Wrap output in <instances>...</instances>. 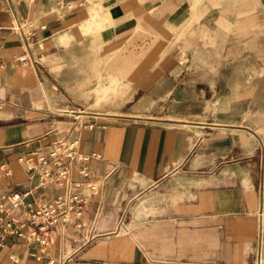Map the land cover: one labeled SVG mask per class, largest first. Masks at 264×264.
I'll list each match as a JSON object with an SVG mask.
<instances>
[{
    "label": "crops",
    "instance_id": "0c3cea01",
    "mask_svg": "<svg viewBox=\"0 0 264 264\" xmlns=\"http://www.w3.org/2000/svg\"><path fill=\"white\" fill-rule=\"evenodd\" d=\"M0 27V192L85 201L0 264H264V0H0ZM60 138L58 185L26 159Z\"/></svg>",
    "mask_w": 264,
    "mask_h": 264
},
{
    "label": "built area",
    "instance_id": "2783aa9c",
    "mask_svg": "<svg viewBox=\"0 0 264 264\" xmlns=\"http://www.w3.org/2000/svg\"><path fill=\"white\" fill-rule=\"evenodd\" d=\"M1 28V27H0ZM20 29V25H17ZM91 127V125H90ZM35 158L42 167L50 162L54 171L41 168L44 182L53 181L61 185L68 180L73 160L85 159L79 153V140L57 139L46 153H32L27 158L31 168H35ZM79 188V183H74ZM92 192H95L92 188ZM26 194L0 192V246L12 235H17L27 242H36L41 248L49 244L51 230L60 223L81 218L85 201L75 192H65L52 200H26ZM8 207H5V205ZM78 226L81 223L77 224Z\"/></svg>",
    "mask_w": 264,
    "mask_h": 264
},
{
    "label": "rangeland",
    "instance_id": "374dc122",
    "mask_svg": "<svg viewBox=\"0 0 264 264\" xmlns=\"http://www.w3.org/2000/svg\"><path fill=\"white\" fill-rule=\"evenodd\" d=\"M260 57H261V54H260V53H254L252 59H254V61H256V60H257V61H260ZM258 119L264 121V117H263V116H261V117L258 118Z\"/></svg>",
    "mask_w": 264,
    "mask_h": 264
}]
</instances>
